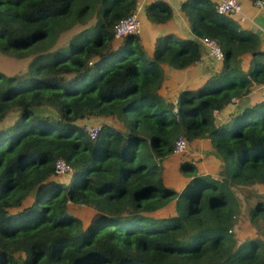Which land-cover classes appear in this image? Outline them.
<instances>
[{
    "label": "trees",
    "instance_id": "1",
    "mask_svg": "<svg viewBox=\"0 0 264 264\" xmlns=\"http://www.w3.org/2000/svg\"><path fill=\"white\" fill-rule=\"evenodd\" d=\"M136 2L0 0V53L29 57L22 72L0 71V121L16 112L0 126V264H264L260 194L247 209L259 233L237 240L233 230L235 187H264V97L217 119L264 82L258 37L211 0H183L192 36L160 34L147 52L139 33H113ZM139 13L163 23L172 9L148 0ZM202 37L221 48L219 70L165 99L163 67L198 60ZM243 52L252 53L247 72L236 65ZM96 118L116 124L104 119L90 137L82 122ZM180 135L209 140L216 177L182 160L181 188L164 183L163 159ZM58 158L70 167L65 179ZM68 203L92 209L85 225Z\"/></svg>",
    "mask_w": 264,
    "mask_h": 264
},
{
    "label": "crops",
    "instance_id": "2",
    "mask_svg": "<svg viewBox=\"0 0 264 264\" xmlns=\"http://www.w3.org/2000/svg\"><path fill=\"white\" fill-rule=\"evenodd\" d=\"M148 0H137V5L142 8V5ZM166 1L172 9L171 17L163 22V23H151L141 14V28L139 32L140 42L147 52H151L154 40L156 36L164 33L174 34L176 37H190L192 36V32L190 31L189 22L186 19L184 13L180 10L179 4L183 0H164ZM216 2V0H211ZM240 2V12L237 14H228L231 18H233L240 28L245 31L252 32L258 37V50L264 52V3L262 5H257L254 3V0H238ZM139 8V10H140ZM241 17V19H240ZM200 43V57L194 63L184 67V68H172L168 66H164L165 78L159 88L160 94L168 100L175 101L178 91L182 88H195L201 81H203L209 74L213 71L219 70L222 60L215 59L208 54L206 46L202 43L201 38H198ZM252 53L243 52L237 58V66L240 70L247 72L250 69V61H251ZM263 58V57H262ZM250 90L248 93L235 101L226 105L218 114L217 119L221 122L226 120L227 115L233 109L240 107L245 102H253L264 97V82L260 84H255L249 86ZM189 145H193V151L197 153V151H203L207 155L206 161L208 163H213L219 166L218 159L211 153L212 146L208 139L205 138H197L188 142ZM187 146V144H186ZM180 154V153H179ZM177 153H169L167 155V164H178L176 167H173V171L167 173V171L171 168L167 165L162 164V179L164 183L168 182L171 179V175L173 177V181L178 182L183 175L179 170V165L183 159H178L180 156ZM176 158V159H174ZM216 159V160H215ZM180 160V161H179ZM206 161L203 163V167H205ZM196 164V163H195ZM205 165V166H204ZM201 170V169H200ZM215 170L211 169V166H207L206 169L201 170V173L210 174L213 177H216L217 174L214 173ZM173 173V174H172ZM184 182V181H183ZM182 183L178 182L179 185L176 184H167L176 190L181 188ZM166 209V208H165ZM164 209V210H165ZM161 214L162 210L156 211ZM168 212L172 213L171 210Z\"/></svg>",
    "mask_w": 264,
    "mask_h": 264
},
{
    "label": "rangeland",
    "instance_id": "3",
    "mask_svg": "<svg viewBox=\"0 0 264 264\" xmlns=\"http://www.w3.org/2000/svg\"><path fill=\"white\" fill-rule=\"evenodd\" d=\"M89 22L91 23V19L89 20ZM81 27H82L81 25L80 26L76 25L75 27L71 28L70 30L62 33L60 35V37L58 38L57 44H59V45L65 44L67 42L68 38L70 36H72L73 33L78 31ZM28 60H29V57L17 58V57H14L12 55H9V54L0 53V71L5 73V74H13L16 72H22L25 70ZM15 116H16L15 111H11V112L7 113L6 116L0 121V126L7 125V124L11 123L14 120ZM104 119L106 121L112 123V124L113 123L116 124V121L114 118H111V119H108V118L89 119V120L83 121L82 123L83 124L92 123V124L100 125V123ZM186 144H187V146H186L185 150L179 154L180 156H178L179 157L178 159L185 158L186 160L192 161L194 164L196 163L195 165L200 172H201V170L206 169V167L209 165V166H211V169L215 170L214 173L218 175L219 166L216 165L217 163L216 164L208 163V161H206V159H205V158H207V155H209V154H206L203 151H201V152L197 151V153H196L193 151L194 148H193L192 144H190V145H189V143H186ZM174 159H176V158H174ZM167 160H169V158L163 159V163H164V165L171 167L167 171V173H169V172L173 171V167H176V165H178V164H167ZM204 161H206V164H207L206 166L204 165L205 167H203V164H201ZM175 170L173 172H175ZM182 175H183V177L180 180H178V182H180V183H182L186 179V176L183 173H182ZM57 177L60 179H62V178L65 179L67 177V174L65 173V174L59 175ZM169 180H170L169 183L166 182V184H172V182H173V184L179 185L178 182L173 181L172 175H171V179H169ZM235 192H236L237 196L239 197L240 208H239V211H238V214H237L234 226H233V230L235 232L237 240H240L244 237L252 236V235L259 233L260 228L258 230L256 227H254L248 221L247 209L252 204V202L256 199L254 194H257V193L260 194L261 195L260 199L262 198V200H264V187L260 184L259 185H257V184L256 185H248V186H237V187H235ZM246 194H249L248 197L246 196ZM68 204H69L68 208L70 209V211L72 213H74L76 216H78L81 219L82 223L85 225L91 216L92 209L89 206L83 205V204H72V203H68ZM169 205L171 206V204H169ZM168 208L169 207H167L165 209V211H163V214L168 212V210H169ZM259 223H261V225H263L264 221L261 219V220H259ZM263 228H264V226L261 229H263Z\"/></svg>",
    "mask_w": 264,
    "mask_h": 264
},
{
    "label": "built area",
    "instance_id": "4",
    "mask_svg": "<svg viewBox=\"0 0 264 264\" xmlns=\"http://www.w3.org/2000/svg\"><path fill=\"white\" fill-rule=\"evenodd\" d=\"M255 4L262 5L264 0H255ZM140 6L137 5L128 15L119 19L113 25V33L115 37H121L127 33H139L141 28ZM215 11L218 13L237 14L240 12L241 6L238 0H216L214 5ZM241 19V17H240ZM202 43L206 46L208 54L218 60H222L223 52L215 40L202 37ZM90 137L97 134L99 125L87 123L83 125ZM186 139L184 136H178L172 146V153H181L186 148ZM69 165L61 158L55 160L54 171L57 175L65 174L69 171Z\"/></svg>",
    "mask_w": 264,
    "mask_h": 264
},
{
    "label": "clouds",
    "instance_id": "5",
    "mask_svg": "<svg viewBox=\"0 0 264 264\" xmlns=\"http://www.w3.org/2000/svg\"><path fill=\"white\" fill-rule=\"evenodd\" d=\"M137 3V2H136ZM137 5V4H136ZM136 7V6H135Z\"/></svg>",
    "mask_w": 264,
    "mask_h": 264
}]
</instances>
